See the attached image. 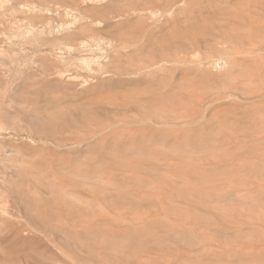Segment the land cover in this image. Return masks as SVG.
Segmentation results:
<instances>
[{"label": "rangeland", "instance_id": "374dc122", "mask_svg": "<svg viewBox=\"0 0 264 264\" xmlns=\"http://www.w3.org/2000/svg\"><path fill=\"white\" fill-rule=\"evenodd\" d=\"M7 1L0 264H264V0Z\"/></svg>", "mask_w": 264, "mask_h": 264}, {"label": "bare ground", "instance_id": "6f19581e", "mask_svg": "<svg viewBox=\"0 0 264 264\" xmlns=\"http://www.w3.org/2000/svg\"><path fill=\"white\" fill-rule=\"evenodd\" d=\"M2 6H1V8H2V10H4V11H6L7 9H10V5L7 3L8 1L6 0V1H3L2 0ZM5 2H6V4H8L7 6L5 5ZM9 6V8H7ZM3 11V12H4ZM17 20V19H16ZM21 21V20H20ZM18 22V21H17ZM17 22H15V23H17ZM10 23V22H9ZM21 22H19V24H20ZM23 23V22H22ZM21 23V24H22ZM18 24V29L17 30H19L20 31V34H16V33H14V34H16V35H12L11 36V34H12V31L11 30H4V32H3V34L4 35H8V40H9V42L10 43H12L13 44V41L14 40H17V38H19L20 36H23V35H28L29 33H31V32H29V29L27 28V29H25L26 27L25 26H23V24L21 25H19ZM13 26H15L14 24H12ZM14 27V28H17V27ZM29 27H31V26H29ZM12 28V27H11ZM13 29V28H12ZM37 29L40 31L39 33L42 35L43 33H45V31H46V26H42V27H40V28H38L37 27ZM18 31V32H19ZM17 32V33H18ZM10 36V37H9ZM11 39V40H10ZM36 48V47H35ZM43 49V48H42ZM46 52V51H45ZM35 54H36V57L37 58H35V61L37 62V63H41L42 64V61H43V59L41 58V55L42 54H44V51L43 50H41V47H40V49L38 48V50L36 49L35 50ZM82 61L84 62V63H86L87 65H89V63L90 62H93V59L91 60V59H82ZM25 61H23V63H24ZM26 63H28V62H26ZM25 63V64H26ZM40 64V65H41ZM27 71V70H26ZM40 71H42V72H44V67H43V65H42V69H40ZM60 73V75H62L61 74V72H59ZM22 74H23V72H22ZM28 74V73H27ZM26 74V75H27ZM29 75H30V73H29ZM28 75V76H29ZM15 76H16V74H15ZM19 76V75H18ZM25 76V75H24ZM27 76V79L30 77H28ZM10 78H11V76H10ZM21 78V77H20ZM7 79V78H6ZM13 79H15V78H13ZM17 79V78H16ZM12 81V80H11ZM10 81V82H11ZM14 81V80H13ZM12 81V82H13ZM20 81H23L22 80V78H21V80ZM2 82V81H1ZM3 83H4V81H3ZM3 83H1V84H3ZM7 83V82H6ZM12 84H15L14 82L12 83ZM9 97V96H8ZM7 98V97H6ZM4 103H5V101L4 100H2L1 101V104H3L4 105ZM31 121V120H30ZM0 199H1V202H2V204H1V209H2V211H4L5 213H10V212H13V214L16 212L17 214H18V217H17V219H20V213H19V211L17 210V208H16V206H15V203H14V201H12V195H10L9 196V194H8V191H7V189H6V186H5V183L3 182V183H1V185H0ZM1 213V212H0ZM3 213V212H2ZM10 215H11V213H10ZM4 218V217H3ZM12 227L14 228V229H16V231H17V234H19V236H21V234L22 233H28V234H30L29 233V231H28V229H27V227L25 226V225H23V224H20V223H18L17 221H16V219H15V221H14V223H13V225H12ZM23 235V234H22ZM29 239V238H28ZM30 241V240H29ZM24 244V243H23ZM27 245V244H26ZM22 246V245H21ZM24 246V245H23Z\"/></svg>", "mask_w": 264, "mask_h": 264}]
</instances>
